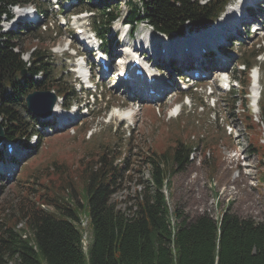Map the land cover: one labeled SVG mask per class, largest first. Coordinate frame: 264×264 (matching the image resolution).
<instances>
[{"label":"trees","instance_id":"16d2710c","mask_svg":"<svg viewBox=\"0 0 264 264\" xmlns=\"http://www.w3.org/2000/svg\"><path fill=\"white\" fill-rule=\"evenodd\" d=\"M229 1L131 0L127 21L132 25L145 21L167 35L182 34L187 24L197 28L211 23ZM16 4H34L41 14H47L36 0H0V20L4 15L10 17L9 7ZM103 6L95 24L101 38L119 15V10L112 12ZM21 34H0V121L10 140L29 137L26 124L14 109L29 89L52 90L64 100L73 95L63 82L52 78L45 47H35L28 62L22 60V53L30 47L20 48ZM23 70L27 77L15 81ZM38 74L44 80L35 83L32 79ZM241 83L243 88L244 81ZM259 108L264 127V99ZM245 123L247 128L260 130L251 118L246 117ZM260 137L255 133L253 141L263 159ZM192 149L178 139L167 149L149 150L143 157L149 179L135 197L134 206L126 211L112 202L124 166L116 163L117 156L106 146L72 169L54 164L46 174L37 175L33 184L37 188L29 187L33 200L24 196L15 212L0 220V264H264V221L240 218L228 210L219 220L204 213L188 221L178 209L173 213L176 222L170 224L162 189H169L171 178L186 169ZM212 163L213 158L204 160L207 166ZM82 218L90 230L86 252Z\"/></svg>","mask_w":264,"mask_h":264},{"label":"rangeland","instance_id":"374dc122","mask_svg":"<svg viewBox=\"0 0 264 264\" xmlns=\"http://www.w3.org/2000/svg\"><path fill=\"white\" fill-rule=\"evenodd\" d=\"M46 1L49 8L47 23L41 21L28 32L21 30L22 34L18 40L20 48L25 50L30 47L23 57H29L35 47L41 46L49 50L48 63L52 78L61 80L68 87L74 84L75 102L83 105L84 92L82 89L80 91L78 74L74 72L76 69L70 60L73 51L66 50L68 45H77L73 35H70L73 25H61L60 12L59 16L51 12L54 0ZM81 1L73 10L82 7L88 11L86 4H105L111 10L121 11V17L110 26L109 34L105 38L107 52L118 53L119 48L125 45L121 36L118 35L113 43L109 40L118 28V22L129 10L127 5L130 0ZM70 12V9H64V13ZM256 18L259 19L258 16ZM43 23L46 24L45 27ZM83 24L86 26L87 22L84 21ZM6 28L4 25L2 30L5 31ZM147 28L145 24L135 27L128 43L137 46L138 52L144 49L153 53L158 45L152 33L150 36L146 35L145 30L150 29ZM188 28L189 26H186L184 33ZM242 39L244 42L238 47L223 48L225 52L231 50L238 58L230 62L228 67V73L234 77L233 83H230L232 89L228 93L221 92L218 86L213 85L212 73L208 80L186 92L187 98L176 88L166 94L162 101L145 102L137 106L136 102L112 89L109 80H99L97 73L93 72L94 80L98 83V96H94L95 105H92L91 99H87L88 115L74 128L44 136L39 147L32 150L22 162L19 171L14 174V179L0 181V220L14 213L16 205L24 196L29 195V199L33 200L29 187L37 188V185L33 184H36L38 174H46L47 169L54 168L56 163H63L65 167L72 169L81 159L97 153L100 146L111 150L117 156L116 163L124 166L112 202L116 204L117 209L126 211L128 207L134 206L135 197L149 179V169L143 162V157L149 150L167 149L179 139L188 146L191 145L195 151L190 155V163L186 169L174 175L170 188L164 190L172 226L176 222L173 213L178 209L188 221L204 213L219 220L227 210L240 218H250L254 222L264 221V159L258 157L253 141L255 133H260L259 142L264 146V129L247 128L238 102L233 106L230 103L233 98L239 97L237 91L240 87L236 81L241 76L242 60L248 59V62L260 68L258 85L260 92L262 91L264 63L260 64V56L253 54L264 49V39L261 35ZM261 59L264 60V56H261ZM144 62L151 67L152 62ZM40 77L36 79L39 80ZM210 89L213 91V99L207 97ZM231 91H235L236 96H233ZM178 103L181 105L180 111L176 110L175 105ZM122 109L126 110L124 112L127 118L119 121L114 119L113 111ZM18 110L22 120L30 122L25 110L21 107ZM249 111L253 117L252 122H257L258 112L250 109ZM212 158L213 163L210 166L204 164V160ZM211 169H214V172H210ZM80 228L83 232V243L88 245L90 230L85 218H82Z\"/></svg>","mask_w":264,"mask_h":264},{"label":"bare ground","instance_id":"6f19581e","mask_svg":"<svg viewBox=\"0 0 264 264\" xmlns=\"http://www.w3.org/2000/svg\"><path fill=\"white\" fill-rule=\"evenodd\" d=\"M249 1H252V0H249ZM237 2H238V4H237ZM243 2H244V0H243ZM240 4H241V0H238L235 3H233L232 5H230L226 11V15H224L222 18H219L215 22V24L212 25L211 28L202 31L201 33L197 34L196 36H190V37L181 38V40H178V43L180 45L177 49L171 48V47H173V45L169 48L168 40L170 38L159 35L158 39L165 42L166 44H168V48H169L168 51L169 52L172 51V52H170L171 55L176 56V55L182 54L181 56H179V60L181 61L180 65H182L184 63H190V64H193L195 67L199 68L200 70H203L206 68L209 69L213 66H219L220 62H219V59L216 57V56H218L219 52L216 53L217 54L216 56L214 54H212L211 50L213 48H211L210 45H212L214 42H217L216 44H220V46H221L224 44V42H220V40L222 38H223V40H225L226 38H229L233 35L238 34L236 32L237 27L235 24H237L239 22L240 17H241L243 3L241 5ZM247 7L248 6H246V9H247ZM23 13H24V11H18V16L21 17L23 15ZM251 16H252V14H248V12H246V13H244V18H241V20L244 21V23H246L247 21L252 19ZM226 41L227 40H225V42ZM184 42H185V44H184ZM193 44L202 45L203 47H205V48H203V50L204 49L205 50L203 52H200L201 50L197 51V50L193 49V47H194ZM185 45H187V47H188L187 51L183 50V48H182V47H185ZM117 46H118V43H117ZM136 48H138V47L135 46L134 50ZM155 53H157V52H155ZM175 58L177 59L178 57H175ZM226 58H228L226 60V62L224 64H221V67L223 69L227 67V65L230 61L229 56H227ZM158 60L160 61V59H158ZM59 114H61V109H60L59 102H58L53 109L51 117H56ZM116 114L120 117V119H126L127 118L124 111H118V112H116ZM65 117H69V115H67ZM15 156L17 158H19L16 155V153H15ZM14 174L12 176V179L16 175V174L15 175Z\"/></svg>","mask_w":264,"mask_h":264},{"label":"water","instance_id":"95a60500","mask_svg":"<svg viewBox=\"0 0 264 264\" xmlns=\"http://www.w3.org/2000/svg\"><path fill=\"white\" fill-rule=\"evenodd\" d=\"M25 76V71L21 72V77ZM27 108L30 112L38 115L47 116L56 102V97L53 93L48 91H40L29 94L25 99ZM3 138L0 129V139Z\"/></svg>","mask_w":264,"mask_h":264}]
</instances>
